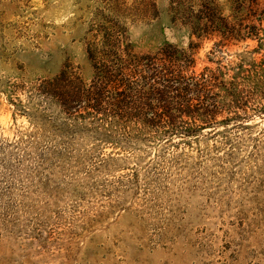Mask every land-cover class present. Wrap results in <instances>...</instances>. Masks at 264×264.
<instances>
[{
  "label": "rangeland",
  "instance_id": "obj_1",
  "mask_svg": "<svg viewBox=\"0 0 264 264\" xmlns=\"http://www.w3.org/2000/svg\"><path fill=\"white\" fill-rule=\"evenodd\" d=\"M251 33L264 0H0V264H264Z\"/></svg>",
  "mask_w": 264,
  "mask_h": 264
},
{
  "label": "trees",
  "instance_id": "obj_2",
  "mask_svg": "<svg viewBox=\"0 0 264 264\" xmlns=\"http://www.w3.org/2000/svg\"><path fill=\"white\" fill-rule=\"evenodd\" d=\"M250 38L256 39L257 45L251 50L238 54V57L248 59V67L243 66V61L239 62L236 72L231 76V89L235 92L238 91L237 81L243 86V88H249L254 91L255 94L263 96L264 98V39L261 40L259 35L251 33ZM256 54H259L258 56ZM245 60V59H243ZM234 94V93H233ZM264 111V106L262 108Z\"/></svg>",
  "mask_w": 264,
  "mask_h": 264
}]
</instances>
